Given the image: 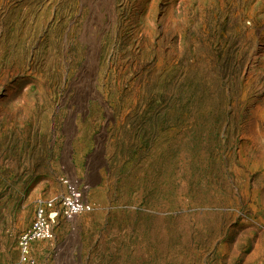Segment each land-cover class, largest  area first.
Returning <instances> with one entry per match:
<instances>
[{
    "label": "rangeland",
    "instance_id": "1",
    "mask_svg": "<svg viewBox=\"0 0 264 264\" xmlns=\"http://www.w3.org/2000/svg\"><path fill=\"white\" fill-rule=\"evenodd\" d=\"M0 264H264V0H0Z\"/></svg>",
    "mask_w": 264,
    "mask_h": 264
},
{
    "label": "built area",
    "instance_id": "2",
    "mask_svg": "<svg viewBox=\"0 0 264 264\" xmlns=\"http://www.w3.org/2000/svg\"><path fill=\"white\" fill-rule=\"evenodd\" d=\"M61 184L63 187L62 194L50 200L39 202L30 226L19 235L17 248L21 263L30 261L32 243L50 240L53 237L52 226L58 216L70 221L78 215L91 211L92 206L83 200L77 181L62 178Z\"/></svg>",
    "mask_w": 264,
    "mask_h": 264
}]
</instances>
